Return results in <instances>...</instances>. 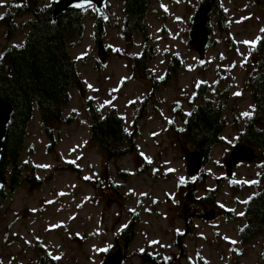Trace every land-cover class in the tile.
Instances as JSON below:
<instances>
[{"label":"rangeland","instance_id":"374dc122","mask_svg":"<svg viewBox=\"0 0 264 264\" xmlns=\"http://www.w3.org/2000/svg\"><path fill=\"white\" fill-rule=\"evenodd\" d=\"M53 1L39 0V4ZM200 1L153 0L146 20L150 39L145 40V33L125 35L124 0H108L105 59L100 58L95 40L93 10L85 11L83 31L73 36L68 47L83 87L71 90L53 150L35 107L21 162L30 164L27 171L37 166L31 176L40 182L35 189L24 183L0 198V264H39L42 256L49 262L60 256L54 264H103L120 247L125 250L124 264H153L140 255L143 251L162 264H199L200 260L264 264L263 237L248 244L240 240L248 198L264 185L262 151L256 147L253 162H237L232 174L227 172L228 157L249 117L243 114H251L254 105L247 86L253 46L244 42L262 37L264 6L255 0H221L228 13V31L221 33L210 19L213 32L206 57L200 58L190 38ZM17 4L0 0V58L6 47L22 44L30 29L26 22L31 16L25 15L17 19L14 36L6 33L4 14ZM145 43L153 45L146 75L134 64ZM173 55L182 66L166 78ZM203 82L225 101L226 108L223 139L204 166L209 179L198 194L218 189L216 201L192 205L185 200L184 182L193 176L188 154L199 149L184 136L183 128L188 114L201 103L194 97ZM89 101L102 115L113 108L124 117L126 130L137 132V151L106 160L90 139ZM192 209L193 216L187 217ZM212 210L214 218L206 219ZM132 219L137 234L124 249L121 230Z\"/></svg>","mask_w":264,"mask_h":264},{"label":"trees","instance_id":"16d2710c","mask_svg":"<svg viewBox=\"0 0 264 264\" xmlns=\"http://www.w3.org/2000/svg\"><path fill=\"white\" fill-rule=\"evenodd\" d=\"M255 1L264 6V0ZM55 2L41 6L39 0H26L17 4L14 10L9 9L4 14L6 33L9 36L15 35L18 29V18L25 15H30L31 18L26 22V25H30V29L24 42L6 47L0 58V100L9 101L14 107L7 126L0 164V177L4 182L0 198L7 197L24 183H27L30 189H35L38 186L35 184L40 182L35 175L31 176L37 166L32 165L31 170L27 171L30 164L21 162V152L29 134L35 107L41 115V127L52 141L49 149L53 150L56 127L64 121L63 112L71 100V90L75 87H83L77 61L71 56L68 47L73 36L76 33H82L84 14L89 8L69 9L54 19L53 4ZM152 2L153 0H124L123 31L127 37H133L137 32L146 34V20ZM208 3L212 5L211 19L213 18L216 27L221 33L227 32L228 13L222 1L201 0L199 7ZM93 15L95 40L100 44L106 37L107 20L95 11ZM208 30L209 33L213 32L211 22ZM144 37L145 40L150 39L147 34ZM152 57L153 45L147 43L144 44L140 54L134 56V64L138 65L141 74L146 75ZM250 63L252 67L250 66L247 73V86L252 93L254 105L251 115L245 120L244 128L236 137V143L257 147L264 155V33L258 44L251 49ZM181 66L179 57L173 55L166 78L177 72ZM194 98L201 103L192 109L190 115L188 114L183 128L184 136L204 153L206 165L210 160L213 147L221 143L223 139L226 104L222 98H217V94L211 91L207 82L200 83ZM146 102L147 98L142 101L140 114ZM89 105L93 119L90 139L101 148L106 160L110 161L137 151V132L134 128L131 132L126 130L123 116L113 108L102 115L92 101H89ZM138 117L134 119L133 127L136 126ZM208 179L209 174L202 170L184 182L187 203L197 205L201 200L210 205L215 203L218 189H211L208 193L198 196L205 188ZM226 213L230 214V211ZM193 214L192 209V213L187 214V217H192ZM244 218L245 225L240 230L241 242L248 244L260 236L263 237L264 257V185L248 198ZM135 225L136 220L132 219L121 230L124 249H127L129 243L136 237ZM140 255L153 264L163 263V260H157L156 256H151L146 251L141 252ZM47 259L42 256L39 264H54L55 260L50 258L51 262H49ZM199 264L204 262L200 260Z\"/></svg>","mask_w":264,"mask_h":264},{"label":"water","instance_id":"95a60500","mask_svg":"<svg viewBox=\"0 0 264 264\" xmlns=\"http://www.w3.org/2000/svg\"><path fill=\"white\" fill-rule=\"evenodd\" d=\"M18 2H24V0H17ZM81 0H59L53 5V17L54 19L68 11L69 9H80L74 7L75 4L80 3ZM108 0H92V5L99 14L105 16V5ZM211 4H207L199 8L193 19L192 31H191V45L199 53L200 58H205L207 53V39L209 36L208 25L210 21ZM99 55L101 59H105L108 54L105 50L104 44H99ZM14 107L11 102L0 100V164L3 158L4 144L6 140L7 126L11 120ZM257 157L256 151L246 145H236L231 151L228 162L227 172L229 175L233 172L234 164L242 162H253ZM205 155L202 151H191L188 154L187 165L189 172L193 175L200 172L205 164ZM4 189V182L0 177V192ZM215 211H211L205 215L208 220L213 219ZM125 254L122 248H119L115 252H111L107 255L103 264H123Z\"/></svg>","mask_w":264,"mask_h":264},{"label":"snow or ice","instance_id":"6c2138e0","mask_svg":"<svg viewBox=\"0 0 264 264\" xmlns=\"http://www.w3.org/2000/svg\"><path fill=\"white\" fill-rule=\"evenodd\" d=\"M91 5H92V0H81V2L75 4L74 7L80 8V9H86L87 7H91ZM0 19H3V16H0ZM262 31H264V29H262ZM260 39H261L260 37H257L256 41H245L244 43L252 45L254 47L255 44L258 43ZM237 95H239V93H237ZM243 115L250 116L251 114L250 113H244ZM72 163H75V162L73 161ZM44 167H48V166H44ZM85 179H89V177H85ZM251 183H258V182L253 181ZM240 215H243V213H240ZM124 227H126V225ZM152 243H158V242L157 241H153ZM233 243H236V242L233 241ZM106 250L107 249H102L100 251H106ZM141 251H143V250H141ZM54 259L55 260H59V259H61V257L60 256H56V257H54Z\"/></svg>","mask_w":264,"mask_h":264},{"label":"flooded vegetation","instance_id":"af4514ba","mask_svg":"<svg viewBox=\"0 0 264 264\" xmlns=\"http://www.w3.org/2000/svg\"><path fill=\"white\" fill-rule=\"evenodd\" d=\"M26 1V0H25Z\"/></svg>","mask_w":264,"mask_h":264}]
</instances>
